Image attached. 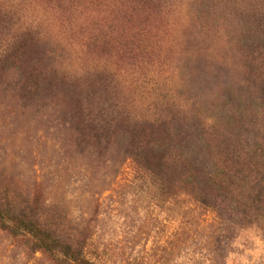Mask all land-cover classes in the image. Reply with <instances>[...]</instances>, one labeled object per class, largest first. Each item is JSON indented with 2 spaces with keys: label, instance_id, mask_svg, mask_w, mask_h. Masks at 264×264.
Instances as JSON below:
<instances>
[{
  "label": "rangeland",
  "instance_id": "rangeland-1",
  "mask_svg": "<svg viewBox=\"0 0 264 264\" xmlns=\"http://www.w3.org/2000/svg\"><path fill=\"white\" fill-rule=\"evenodd\" d=\"M233 6L264 10V0H0L4 187L20 200L40 187L47 203L89 220L87 252L99 264H264L261 227L238 231L223 259L213 257L205 239L199 248H179L184 237L178 196L168 199L139 184L131 162L118 166L95 152L79 156L71 147L73 117L65 91L26 99L21 92L33 70H46L47 78L52 70L72 76L105 70L120 105L139 118L167 105L187 103L190 109L188 103H195L216 119V101L226 95L252 110L264 93L246 88L252 70H243L239 49L229 42L239 31L231 24ZM104 32L120 40L108 49L89 44ZM126 42L138 52L123 56L120 44ZM214 222L209 213L203 227ZM197 229L194 243L209 230ZM0 264L50 262L0 230Z\"/></svg>",
  "mask_w": 264,
  "mask_h": 264
},
{
  "label": "trees",
  "instance_id": "trees-1",
  "mask_svg": "<svg viewBox=\"0 0 264 264\" xmlns=\"http://www.w3.org/2000/svg\"><path fill=\"white\" fill-rule=\"evenodd\" d=\"M231 24L239 31L229 42L237 45L243 70H252L247 73L251 85L246 88L264 93V10L261 6L234 7ZM118 39L104 32L89 44L108 49ZM120 46L123 56L138 52L134 43ZM45 71L27 74L21 88L24 98L65 91L73 117L71 147L79 156L95 152L118 166L131 162L139 184L168 199L178 196L179 234L184 237L179 248H199L205 239L213 257L223 259L238 231L264 228V96L246 111L238 97L226 95L216 101V119L204 116L195 103H188L190 109L187 103L167 105L139 118L120 105L105 70L82 76L52 70L49 78ZM39 190L20 200L0 177V230L20 239L28 253L45 255L50 264H99L87 252L91 222L76 220L68 207L47 203ZM209 213L215 222L205 229L204 218ZM197 227L209 230L205 237L198 234L201 241L194 243Z\"/></svg>",
  "mask_w": 264,
  "mask_h": 264
}]
</instances>
